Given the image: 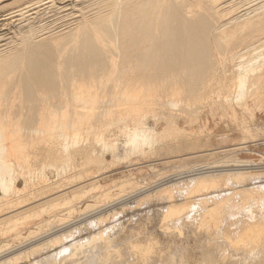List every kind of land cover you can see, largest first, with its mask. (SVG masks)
<instances>
[{"label": "bare ground", "instance_id": "6f19581e", "mask_svg": "<svg viewBox=\"0 0 264 264\" xmlns=\"http://www.w3.org/2000/svg\"><path fill=\"white\" fill-rule=\"evenodd\" d=\"M0 264H264V0H0Z\"/></svg>", "mask_w": 264, "mask_h": 264}, {"label": "rangeland", "instance_id": "374dc122", "mask_svg": "<svg viewBox=\"0 0 264 264\" xmlns=\"http://www.w3.org/2000/svg\"><path fill=\"white\" fill-rule=\"evenodd\" d=\"M126 214H127V213H126ZM129 215H130V213L127 214V216H129ZM120 220H122V218H121ZM123 220H124V218H123Z\"/></svg>", "mask_w": 264, "mask_h": 264}]
</instances>
